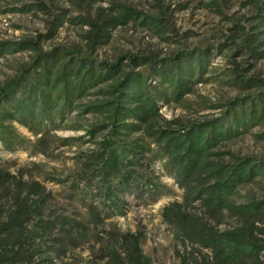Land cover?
I'll return each instance as SVG.
<instances>
[{"label": "trees", "instance_id": "1", "mask_svg": "<svg viewBox=\"0 0 264 264\" xmlns=\"http://www.w3.org/2000/svg\"><path fill=\"white\" fill-rule=\"evenodd\" d=\"M33 7L46 12L43 3ZM159 21L111 3L96 8L92 18L67 20L85 26L83 52L42 49V39L51 38L66 22L61 14L51 19L45 36L0 41V58L20 52L32 56L0 84V150L41 155L46 162L62 148L74 150L64 177L45 163L15 168L0 159V264H60L70 250L90 240L99 247L97 261L89 264H152L142 252L141 231L103 227L111 217H125L128 196L151 206L167 192L155 164L181 190V202L161 209L163 222L181 241L212 254L211 260L181 256L177 264L259 263L264 245L243 231L217 232L189 209L199 207L212 216L225 211L250 228L249 220L264 217V196L242 205L232 202L236 188L264 178V163L218 150L264 120V90L259 91L264 83L244 81L235 73L232 85L257 94L210 107L220 110L217 116L183 122L165 119L161 108L180 103L194 86L208 82L204 76L219 51L205 47L165 59L91 58L93 49L106 45L118 27L132 23L159 30ZM13 123L33 139L20 135ZM62 130L82 134L56 138L55 132ZM47 184L60 190L64 207L58 211Z\"/></svg>", "mask_w": 264, "mask_h": 264}, {"label": "rangeland", "instance_id": "2", "mask_svg": "<svg viewBox=\"0 0 264 264\" xmlns=\"http://www.w3.org/2000/svg\"><path fill=\"white\" fill-rule=\"evenodd\" d=\"M43 3L46 12L33 7ZM111 3L130 7L135 11L153 18H160L159 30H149L143 25L129 23L118 27L111 33L106 45L96 47L91 58L99 62L113 61L119 55L152 56L156 59L170 58L181 51H191L209 47L217 52L204 76L209 81L194 86L193 92L186 95L178 104H169L161 108L165 119L177 118L183 122L198 121L220 114L221 107L227 101L245 95H256L254 90H241L232 85L234 74L243 80H258L264 83V0H0V41H18L48 34L49 22L54 16L63 15L65 23L49 39H42L41 47L48 50L59 47L67 50L85 51L86 28L72 25L68 19L78 21L92 18L96 8L105 9ZM30 6L29 12L23 7ZM31 54L20 52L0 58V84L10 79L16 69L31 60ZM237 66V70L235 69ZM264 90V85L262 89ZM89 119V118H86ZM16 131L33 139L24 128L13 123ZM85 125V124H84ZM81 131H56V138L77 137ZM85 148V147H84ZM219 151L238 157H249L264 163V120L253 125L243 135L222 144ZM73 148H62L53 161L46 162L43 156L28 157L22 151L14 153L0 150V159L7 165L29 168L34 162H41L54 169L56 175L66 176L65 166L71 165ZM13 170V169H12ZM160 173L161 183L167 192L153 205H140L131 196L127 197L130 208L125 217H111L106 220L104 229L118 232L141 231L144 242L143 254L152 264H177L181 256L212 259V254L203 248L193 247L165 224L161 218V209L172 201L181 202V190L155 164ZM162 175V176H161ZM47 189L55 193L58 205L54 210L64 207L59 188L47 184ZM264 196V178H255L250 183L236 188L232 202L236 205L258 201ZM207 226L217 232L243 231L258 244L264 245V217L252 218L251 228L240 217H234L223 211L217 216L206 213L199 207L191 208ZM248 221V222H249ZM98 243L92 240L70 250L60 264L95 263ZM258 264H264V252L258 257ZM247 264L254 261L247 260Z\"/></svg>", "mask_w": 264, "mask_h": 264}]
</instances>
